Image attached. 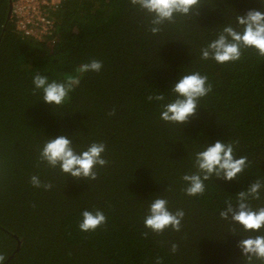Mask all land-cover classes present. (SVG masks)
<instances>
[{"label":"trees","instance_id":"16d2710c","mask_svg":"<svg viewBox=\"0 0 264 264\" xmlns=\"http://www.w3.org/2000/svg\"><path fill=\"white\" fill-rule=\"evenodd\" d=\"M0 0V253L5 264H241L242 229L219 216L225 200L264 181V57L254 49L237 62L202 60L200 49L220 28L259 0H203L199 16L177 18L152 35L129 0H60L52 34L24 36ZM91 59L99 73L77 74ZM207 75L212 91L185 125L160 119L149 95L174 99L181 74ZM80 83L54 108L33 94V76ZM115 109V115L109 113ZM66 135L79 150L106 144L95 181L76 180L38 164L47 138ZM238 141L237 158L249 166L231 182L212 177L203 195L189 197L181 177L195 171L194 153L205 144ZM38 175L52 188H36ZM171 189L166 191V189ZM155 196L182 209L181 230L148 231L143 219ZM264 205V196L253 201ZM102 210L106 223L82 232L84 210ZM179 247L173 253L171 244Z\"/></svg>","mask_w":264,"mask_h":264},{"label":"clouds","instance_id":"9594fccd","mask_svg":"<svg viewBox=\"0 0 264 264\" xmlns=\"http://www.w3.org/2000/svg\"><path fill=\"white\" fill-rule=\"evenodd\" d=\"M264 9V0H259ZM133 9L144 16L148 31L158 35L165 25L175 24L177 18L199 16L203 0H129ZM254 49L260 57H264V10L251 9L245 14H238L235 21L223 25L216 37L200 49L202 60H214L219 64L237 62L242 52ZM103 68L100 60L91 59L76 69L77 74L89 72L99 73ZM80 83L78 76H68L62 81L49 80L46 75L36 73L33 76V94L40 93L42 101L54 108L61 106L69 99L70 93ZM212 91L207 75L199 71L181 74L171 88L175 97L169 100L164 94L149 95L150 102L160 104V119L167 123L185 125L197 115L199 102ZM115 115V109L110 113ZM238 141L222 142L217 140L194 153L193 168L195 171L184 174L182 191L189 197L203 195L205 182L212 177L228 182L238 179L249 166L246 156L237 158ZM106 144L92 142L86 147L77 149L73 140L66 135L47 138L38 155V164L59 169L65 176L76 180L95 181L98 168H103L108 161L104 158ZM30 183L36 188L50 190L51 183L42 182L38 175L30 177ZM171 189H166L170 191ZM264 196V181L257 179L247 190L235 195V201L225 200V207L219 211L222 220L231 225L230 231L236 233L242 229L247 235L237 243L241 253V264H264V205L253 206V201H260ZM78 225L82 232L95 231L106 223L102 210H84ZM185 212L182 209H171L167 198L155 196L151 199L143 224L148 231L143 233L145 239L149 233L163 235L171 229L181 230ZM176 243L171 244V251L178 250ZM6 256L0 253V264H5ZM155 264H163L160 257Z\"/></svg>","mask_w":264,"mask_h":264},{"label":"built area","instance_id":"2783aa9c","mask_svg":"<svg viewBox=\"0 0 264 264\" xmlns=\"http://www.w3.org/2000/svg\"><path fill=\"white\" fill-rule=\"evenodd\" d=\"M55 0H12L15 29L24 36L39 39L52 34Z\"/></svg>","mask_w":264,"mask_h":264},{"label":"water","instance_id":"95a60500","mask_svg":"<svg viewBox=\"0 0 264 264\" xmlns=\"http://www.w3.org/2000/svg\"><path fill=\"white\" fill-rule=\"evenodd\" d=\"M11 12H12V0H10V3H9L8 19L11 18Z\"/></svg>","mask_w":264,"mask_h":264},{"label":"rangeland","instance_id":"374dc122","mask_svg":"<svg viewBox=\"0 0 264 264\" xmlns=\"http://www.w3.org/2000/svg\"><path fill=\"white\" fill-rule=\"evenodd\" d=\"M55 1H56V3L58 4L60 0H55Z\"/></svg>","mask_w":264,"mask_h":264}]
</instances>
